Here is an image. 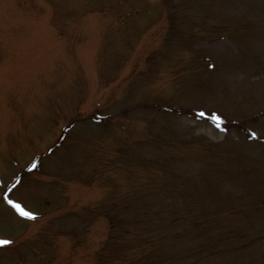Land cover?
<instances>
[{"label":"rangeland","instance_id":"374dc122","mask_svg":"<svg viewBox=\"0 0 264 264\" xmlns=\"http://www.w3.org/2000/svg\"><path fill=\"white\" fill-rule=\"evenodd\" d=\"M242 73L252 80L251 87ZM224 76L240 82V90L230 92ZM152 94L171 109L154 115L132 109L137 101H154ZM128 95L133 97L130 102ZM214 110L217 120L205 113ZM97 111L104 114L101 120L114 114L112 120H123L139 132L145 131L143 120H173L176 125L164 127V137L175 131L176 139L192 134L194 145L202 137L225 142L226 151L248 168L247 179L258 186L255 190L250 185L252 196L241 192L256 211L232 217L235 222L228 220L230 224L218 221L210 241L231 234L227 244L239 240L242 245L220 264H264V237L261 242L254 239L264 229V143L258 139L264 133V0H0V240L11 243L0 247V264H105L99 260L100 248L106 251L101 240L110 225L105 213L87 220L85 204L101 199L100 181L116 178L118 166L102 175L97 156L91 162L76 157L91 142L110 135L101 134ZM64 127L66 137L54 146ZM151 127L155 135L162 131L154 121ZM110 142L105 143L114 147L115 141ZM154 147L141 144L134 158L154 160L149 155L167 150L160 144ZM48 148L54 150L48 153ZM195 148L196 156L186 154L179 165L176 161L171 174L163 173L162 165L150 174L146 169L142 178L137 171L134 186H146L122 194L127 204L117 212L116 230L123 217L128 222L131 202L132 208L140 203L138 213L147 222L145 229L140 225L141 236L157 237L154 229L189 223L183 203L186 176L201 167L213 177L202 183L203 198L226 204L224 193L241 186L229 174L215 177L221 168L235 169L236 162L219 165L216 155L208 158L205 149ZM18 173H23V184L10 192L22 209L38 214L33 221L20 219L5 204L4 188L13 185ZM154 176L157 180L148 184ZM160 201L163 215H142ZM193 202L198 209L207 207L194 197ZM109 217L113 220L115 213ZM179 230L183 250L188 238Z\"/></svg>","mask_w":264,"mask_h":264},{"label":"trees","instance_id":"16d2710c","mask_svg":"<svg viewBox=\"0 0 264 264\" xmlns=\"http://www.w3.org/2000/svg\"><path fill=\"white\" fill-rule=\"evenodd\" d=\"M100 155V165L101 168L102 165L103 166H107L109 165V163L116 161V158H110L109 156L105 154H103V152H99ZM131 154L126 155L129 156ZM130 160V159H128ZM157 159L154 160H149L151 163H154L153 161H156ZM120 164H122L123 166L118 170L117 174L118 176H116V178H114L113 180L109 181L112 186H115L114 188H118V192L116 195V201H113L112 198H114L113 196H111V193H108L106 191L108 186V183L103 184L104 186V193H105V197L103 198V203H100V206H103V208L99 209V214H103L105 213L107 216H110V214H114L115 213V217L114 219L110 220V231L108 233V235L106 237H104L101 242H103V246H108V245H114L112 242L113 237L115 238L116 242V246L115 247V257L112 259V264H159V263H163L164 261H166V259L163 256L162 250L159 251V249L163 246V242L160 245V247L158 249H155L159 243V237L160 235L163 237V235L165 233H168L167 231H162L160 229H154L151 227V229L154 230H158L159 232L155 231L158 236L157 237H147L142 233V236L138 233L140 231V225L142 226L143 229H145V227L147 226V222L144 221L143 219L140 218L141 213L139 212L140 209V203H138V208H132L133 202L129 203L127 205V207H129V211L128 213L125 214L126 219H128V222H125L124 226L119 225V229L116 230V226L114 225L115 221H116V216H117V212L125 209V206L127 204V202L124 200V198H122V194L124 193L125 196H128L129 192H139L140 189L143 191L144 187L146 185H136L134 186V184L130 185L127 187L124 185V181H125V176H130L133 172L134 169L129 170V168L127 167V163L126 161H121ZM146 164V163H145ZM148 164V162H147ZM149 165V164H148ZM150 167V165H149ZM153 171H149L147 172L148 174H150ZM145 171L143 172H139L138 173V178H142L144 175ZM163 173H167V174H171L170 171H163ZM158 176H154V178H148L149 182L148 184H151L152 180L153 182L155 180H157ZM165 177H163L164 179ZM161 180H158L156 182L159 183ZM103 182H105V180H103ZM171 190H175V187H172ZM98 203V202H97ZM96 203V204H97ZM126 203V204H124ZM163 206V202L160 201V203L157 202V205L155 204H150L148 205V207L143 211L142 215H144L147 219H155L157 217L160 216L161 214V207ZM240 207L237 205H233L230 208H226V209H219L216 212H212L210 209H204V210H196L194 207L191 208L190 213L187 212L184 218H188L189 219V223L185 222L183 223V221H178L177 222V228H170L171 232H175L177 231L176 229H181L183 231V233H187L188 236L190 235H194L195 236V232L196 235L199 236H203L205 234H201L204 230L208 231L211 229V224L212 222H209L212 218L213 215H206L207 212H212L214 213V217L216 216H225L228 213L231 212H235L239 209ZM183 213V209L181 210ZM165 212V211H164ZM135 213L137 214V218L138 220H136V218L134 217ZM181 213V214H182ZM129 214L131 216H129ZM200 214V215H199ZM133 219L135 221V224L133 223ZM122 222L124 223V218L122 220ZM142 222V223H141ZM149 229V230H151ZM191 231V232H190ZM135 234H137V238L132 240V236H134ZM203 251L198 252V256H207L209 251H210V247L207 246H203ZM122 253V254H120ZM156 256V259L154 260V257Z\"/></svg>","mask_w":264,"mask_h":264},{"label":"snow or ice","instance_id":"6c2138e0","mask_svg":"<svg viewBox=\"0 0 264 264\" xmlns=\"http://www.w3.org/2000/svg\"><path fill=\"white\" fill-rule=\"evenodd\" d=\"M16 206L17 207H20L19 205H16ZM22 214L25 215V216H28L30 218H34V213H31V212H23ZM0 243H7V242L6 241H3V240H0Z\"/></svg>","mask_w":264,"mask_h":264}]
</instances>
